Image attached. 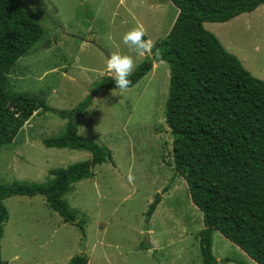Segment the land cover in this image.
Returning <instances> with one entry per match:
<instances>
[{
    "label": "rangeland",
    "instance_id": "rangeland-1",
    "mask_svg": "<svg viewBox=\"0 0 264 264\" xmlns=\"http://www.w3.org/2000/svg\"><path fill=\"white\" fill-rule=\"evenodd\" d=\"M21 3L44 33L18 59L8 88L67 111L84 101L103 77L114 75L106 68L111 53L132 55L133 71L145 59L148 53L128 51L124 33L142 24L145 39L156 42L168 34L178 15L170 0ZM205 27L264 80L263 6ZM169 84V64L160 61L122 94L117 88L93 94L89 112L75 121L80 134L111 149L114 162L97 164L92 177L76 182L64 196L76 211L74 223L65 222L42 194L4 199L9 219L1 254L7 264H68L80 254L88 255V264H202V211L171 162L173 138L165 121ZM67 121L54 111L34 114L12 143L0 147V184L44 183L51 169L90 159L87 150L43 143L63 134ZM157 197L161 201L148 220L146 212ZM213 252L218 264H257L216 230Z\"/></svg>",
    "mask_w": 264,
    "mask_h": 264
},
{
    "label": "trees",
    "instance_id": "trees-1",
    "mask_svg": "<svg viewBox=\"0 0 264 264\" xmlns=\"http://www.w3.org/2000/svg\"><path fill=\"white\" fill-rule=\"evenodd\" d=\"M178 15L168 34L154 42L151 54L129 77L135 86L155 62L170 67L165 121L172 135L173 167L187 183L193 203L202 211L198 233L202 264H218L213 252L214 231L239 246L257 264H264V80L229 52L207 22H227L255 11L264 0H170ZM44 33L43 26L23 7L21 0H0V147L12 143L34 114L54 111L68 119L63 134L47 138V147L87 150L91 158L50 170L44 183L14 181L0 184L1 240L9 212L4 199L13 195L46 196L48 205L67 223L76 211L64 196L74 184L93 176V168L114 162L111 149L79 133L78 118L89 112L93 94L115 89L105 76L75 108L56 110L44 98L9 89V74ZM160 57H155L156 50ZM161 199L149 205L147 219ZM82 230L83 226L80 225ZM87 254L68 264H88Z\"/></svg>",
    "mask_w": 264,
    "mask_h": 264
},
{
    "label": "clouds",
    "instance_id": "clouds-1",
    "mask_svg": "<svg viewBox=\"0 0 264 264\" xmlns=\"http://www.w3.org/2000/svg\"><path fill=\"white\" fill-rule=\"evenodd\" d=\"M146 30L142 24H138L130 31L123 34L122 40L128 46L130 53H138L144 55L145 53L151 54L152 49L155 47L154 42L149 38L145 39ZM160 50L157 49L155 57H160ZM135 67V61L132 55L116 51L111 53L107 60L106 68L109 73H113L112 79L115 81L116 88L122 94L127 90L131 84L129 77L132 75ZM113 94L116 95L113 91ZM131 180L132 177L130 176Z\"/></svg>",
    "mask_w": 264,
    "mask_h": 264
},
{
    "label": "crops",
    "instance_id": "crops-1",
    "mask_svg": "<svg viewBox=\"0 0 264 264\" xmlns=\"http://www.w3.org/2000/svg\"><path fill=\"white\" fill-rule=\"evenodd\" d=\"M262 6L264 7V5H261L260 7H262ZM260 7H258V8H260ZM258 8H257V9H258ZM257 9H256V10H257ZM252 12H253V11H252ZM243 14H245V13H243ZM241 15H242V14H241ZM239 16H240V15H239ZM237 17H238V16H237ZM235 18H236V17H235ZM233 19H234V18H233ZM227 22H228V21H227ZM211 23H225V22H211ZM226 47H227V49H228L229 51L233 52V54L235 53V55L237 56V53H238V52L233 51L232 47H229V46H226ZM253 75H254V74H253ZM254 76H255V75H254Z\"/></svg>",
    "mask_w": 264,
    "mask_h": 264
},
{
    "label": "water",
    "instance_id": "water-1",
    "mask_svg": "<svg viewBox=\"0 0 264 264\" xmlns=\"http://www.w3.org/2000/svg\"><path fill=\"white\" fill-rule=\"evenodd\" d=\"M147 54V53H146ZM148 234H146V236H147ZM148 243H150V242H148Z\"/></svg>",
    "mask_w": 264,
    "mask_h": 264
}]
</instances>
